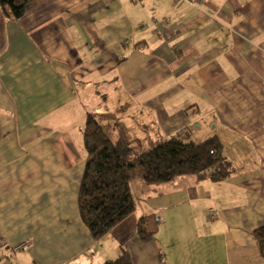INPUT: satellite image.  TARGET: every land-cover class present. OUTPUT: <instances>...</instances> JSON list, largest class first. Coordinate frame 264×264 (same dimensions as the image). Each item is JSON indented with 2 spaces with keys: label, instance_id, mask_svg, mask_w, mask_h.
<instances>
[{
  "label": "crops",
  "instance_id": "0c3cea01",
  "mask_svg": "<svg viewBox=\"0 0 264 264\" xmlns=\"http://www.w3.org/2000/svg\"><path fill=\"white\" fill-rule=\"evenodd\" d=\"M89 113L150 148L217 136L234 172L130 183L101 238L79 192ZM158 215V219L153 217ZM157 225L149 241L138 223ZM264 0H29L0 6V264H264Z\"/></svg>",
  "mask_w": 264,
  "mask_h": 264
},
{
  "label": "trees",
  "instance_id": "16d2710c",
  "mask_svg": "<svg viewBox=\"0 0 264 264\" xmlns=\"http://www.w3.org/2000/svg\"><path fill=\"white\" fill-rule=\"evenodd\" d=\"M29 0H0L5 15L21 19ZM87 160L79 192L81 217L95 238H101L128 218L136 208L130 183L142 179L148 184L170 182L181 175L202 174L222 181L234 172L224 155L220 138L203 141L189 139L187 130L150 148L138 139L121 136L114 141L100 122V115L89 113L84 127ZM141 239L149 241L156 228L138 223ZM264 258V225L253 231ZM103 264H133L123 252L117 259Z\"/></svg>",
  "mask_w": 264,
  "mask_h": 264
},
{
  "label": "built area",
  "instance_id": "2783aa9c",
  "mask_svg": "<svg viewBox=\"0 0 264 264\" xmlns=\"http://www.w3.org/2000/svg\"><path fill=\"white\" fill-rule=\"evenodd\" d=\"M189 5L196 6L198 3H202L205 0H184ZM29 242H22L14 246H10L4 239H0V249L11 248L13 251L18 252L24 250L28 246Z\"/></svg>",
  "mask_w": 264,
  "mask_h": 264
},
{
  "label": "rangeland",
  "instance_id": "374dc122",
  "mask_svg": "<svg viewBox=\"0 0 264 264\" xmlns=\"http://www.w3.org/2000/svg\"><path fill=\"white\" fill-rule=\"evenodd\" d=\"M158 217H159V216H158V215H156V216H154L153 218H154V219H158ZM152 228H156V229H158V228H157V225H155V226H154V227H152ZM156 233H157V231H156Z\"/></svg>",
  "mask_w": 264,
  "mask_h": 264
}]
</instances>
